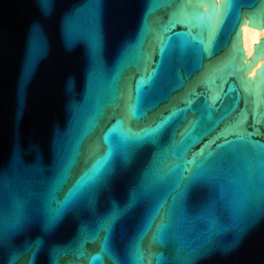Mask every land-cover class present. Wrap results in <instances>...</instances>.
<instances>
[{
    "label": "water",
    "instance_id": "water-1",
    "mask_svg": "<svg viewBox=\"0 0 264 264\" xmlns=\"http://www.w3.org/2000/svg\"><path fill=\"white\" fill-rule=\"evenodd\" d=\"M246 21L264 0H0V264H264Z\"/></svg>",
    "mask_w": 264,
    "mask_h": 264
},
{
    "label": "bare ground",
    "instance_id": "bare-ground-1",
    "mask_svg": "<svg viewBox=\"0 0 264 264\" xmlns=\"http://www.w3.org/2000/svg\"><path fill=\"white\" fill-rule=\"evenodd\" d=\"M242 31V43L245 47L247 61L250 62L254 52V47L260 42V39L264 37V28L258 29L251 27L248 21H246V23L242 26ZM263 63L264 60H262L260 63H256L255 69H251L249 76L255 75L256 71L262 67Z\"/></svg>",
    "mask_w": 264,
    "mask_h": 264
},
{
    "label": "flooded vegetation",
    "instance_id": "flooded-vegetation-1",
    "mask_svg": "<svg viewBox=\"0 0 264 264\" xmlns=\"http://www.w3.org/2000/svg\"><path fill=\"white\" fill-rule=\"evenodd\" d=\"M54 231H56V230H54Z\"/></svg>",
    "mask_w": 264,
    "mask_h": 264
}]
</instances>
